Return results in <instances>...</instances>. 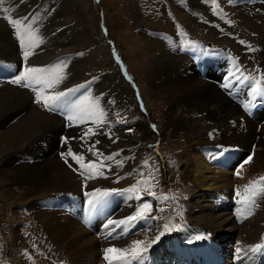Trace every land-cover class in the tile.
I'll return each mask as SVG.
<instances>
[{"label":"rangeland","instance_id":"rangeland-1","mask_svg":"<svg viewBox=\"0 0 264 264\" xmlns=\"http://www.w3.org/2000/svg\"><path fill=\"white\" fill-rule=\"evenodd\" d=\"M39 1L42 0H4V2L0 4V23L2 24H0V28H4L6 32L8 31V37L13 44L11 33L6 27L5 22L7 21L11 26L12 32L19 45V38L15 35L16 29L9 22L8 18L14 19L15 16H19L15 14L27 12L31 10V7L41 5L46 0L40 3ZM58 1L51 6L52 12L56 11L57 16H46L40 21L38 26L33 24L37 14L34 16L32 15V17H29V14H24L25 17L15 18L18 20L22 19L21 21L30 25L31 30L36 33L40 41L37 47L29 49L33 52V55H31L27 61L23 58V62L28 64L29 67H37L39 64L51 60L59 54L66 53L62 59L54 61L47 68L52 75H59L62 79L52 88H49V90L47 87H44V90L51 94L56 89V91H58L72 83L80 82L88 77L98 76L101 80L96 85V92H105V95L108 97L106 98L104 95L105 99L113 102L116 99L118 103L116 105L108 103L103 104V100L101 99L102 96L100 97L102 106L107 110L109 109L108 114H117L118 117L120 113L124 120H127V118L130 120L132 119L134 123H129L130 126L124 128L123 126L128 125V123L122 124L123 126L121 128L124 129L123 131H119L121 128L114 130V126L109 125L108 131L112 135L111 138L114 137L116 131L120 135L117 139L113 138V140H110L107 136V138L104 139L99 128L95 129V135H90L86 139H81V136H78L79 130L68 132L69 135H74L81 141L71 140L70 143L73 144L72 146L76 147L74 151L84 157V162L86 164L89 161H93L98 165L101 163L103 165L98 169L103 172V175H94V178L86 179V183L82 182L81 184L80 178L75 176V173H72L73 170L70 167L72 171L67 168L69 164H63L55 153L58 152L60 134L67 131L62 128L59 118L49 115L44 111L42 108L45 110L47 109L44 107L43 102L35 105L37 104L34 102V99L36 100V92L30 87H24L23 82L21 84H16L13 82L14 79H0V119H4L3 115L5 113H7L5 116L10 117L11 112H14V106L7 108L6 103L13 101L18 96L17 93H22V95L28 99L27 104L29 106V108L26 109L29 111V113H27L28 115L24 114L21 117L15 115V117L12 118L14 120L10 121L9 124L4 127L0 126V154L2 153V148L3 150H11L8 152L14 153V156L19 154L16 156L18 159H15L17 160L14 164L16 166L35 163L33 165L45 167L44 165L52 164L55 166L56 163H59V169L63 171L61 176L60 173H53L54 170H49V178L52 181L47 183L48 188L46 189H39L37 188L38 186L32 187L27 183L22 184L23 182L21 183L19 181L11 183L10 178L3 173L5 161L0 155V264H109L108 261L106 263L104 260L105 249L111 248V243L115 242V240L109 239L106 241L101 236L105 238L106 236H104L103 233H106L113 227H111V229L109 228V230L106 228L104 232L103 230L96 231L97 234L94 231L101 220H103L105 224L108 223L106 220L108 215L104 214L100 218V221L98 220L96 222L95 229H91L90 231L88 227H86L85 221L83 222L85 226L81 222L80 215L78 216L79 209L75 211V213H77L76 217L73 215L74 212L67 210L70 205L66 195L72 193L73 195L80 196L82 195L84 187H93L94 193L96 189L103 190L107 188L120 190L125 188L124 180L126 179H130L136 184L137 181L140 180L149 181L148 177L151 178V182L160 180V185L156 186L157 191L154 187L153 190L160 194L162 202L159 205V209L156 208V210H153L151 208L150 211H148L149 214H147L148 218L144 221L141 220V223L143 221L141 225L146 226L140 231H135L136 234L130 235L127 240L118 241V249H130L134 241L132 239L136 236V240L144 241L143 247L149 244L152 246L153 244L151 242L155 240L157 236H160V239L156 241L158 245L148 247L147 251L143 253V264H169L170 262H177V264H194V260L191 258L193 251L191 252L190 260H187V257L185 255L182 256V253H179L177 250L176 246L181 244L179 239L185 237L183 240L188 244V247H195L197 243L202 244L212 238V247L219 251L221 255H218L217 251H215V253H212L215 259L213 257L206 258L200 253L201 250H197L198 254L196 257H200L201 261L196 264H259V262L264 264L262 262V259H264V250L257 252L250 251V249L257 244L264 245V197L256 198V203L251 205L252 215L250 216L245 215L244 218L238 219L232 209H235V206L233 207L234 204L232 205L234 196L236 195L235 190L239 188L241 194H244L243 186L247 185L249 181H252H241L237 179L238 176L236 173L238 169L241 170V165H245V161L248 159L246 158L247 156H252L253 158L255 149L250 148L252 150H249L247 147H244L243 144H240L241 148L230 147V150H228L229 147H221L226 150L219 149V145L217 144L223 136L220 125H223L227 118L226 120L223 118L214 120L203 113L199 108L200 105L205 106V104L202 103L204 101L202 97H200L201 101L199 102L196 100L192 102L187 101L185 104L174 102V104H172L174 116L179 118L180 122L178 121L173 126L168 125V118L165 115L167 107L169 106L167 98L173 97L179 100L184 96H181L179 91L170 93L169 89H167V91L165 87L154 86V84L161 79L163 80L162 82H158L159 85L167 82V80L162 76L157 79L154 74H152L155 67L159 66V69L160 67L163 68L165 62L164 59H162L163 55L168 61L176 63L175 72L177 75L181 76V74L184 73H191V75L195 74V76L199 75L200 78L207 79L209 83L216 85L224 96L227 97L228 89H226L224 85H226L228 81L225 80L222 86H220V83L214 82L215 76L219 75L218 77H220V74L225 70L224 63L221 62V67L216 66L210 68V66H206L207 72L199 74L196 65L194 67L190 64V60L192 61L193 56L190 54L188 55L186 50L183 49L186 47L194 48L193 46H196L197 43L204 41L205 44L209 42L213 47H217V49H222L223 46L226 52L234 53L237 58L244 63L246 71L249 72L251 81L247 83V85L261 88V86L264 85V74L259 71L260 67L264 68V8L260 9L255 6L264 4V0L258 1V4L255 3V5L249 9L235 6L233 0H212V3L209 2L210 0ZM234 1L238 3L236 5H239L240 0ZM41 7L44 6L41 5L38 10H40ZM4 9H8V11L5 12ZM216 9L218 14L216 13ZM47 18H50L51 21H47ZM102 21L105 22L107 29L104 30V32H108L109 30L110 33H108L109 35L107 38H105L100 31ZM76 28L78 31H76ZM75 32H77V34ZM145 32L148 33V35H153L155 38L148 37ZM73 33H75V35ZM182 33L195 35L196 39H192L191 36H185ZM0 38L2 41L7 40V38L4 40L1 32ZM109 38L110 40H114L115 44L117 43L119 45L118 47L123 54V58L129 62V67L136 72L138 76L136 78L140 85V90L144 95V100L149 107L151 118H147V115L139 110L137 106L138 102L135 101L132 90L129 89L126 82L123 80L117 65H113ZM241 41H244V43H241ZM194 42L195 45H192ZM105 45L110 53H105L103 55L102 47H105ZM15 48L16 54L14 55L18 57L17 60H11L12 55L10 52H7L8 54L5 53V56L3 55L4 52L1 53L0 56H2L3 59H0L4 62L11 63V66L17 67L16 69H18V66H20V59L17 47L15 46ZM18 50L23 56V47L19 46ZM79 53H81V58H74L76 60H73V62L67 66V60L65 59L67 57H76ZM210 57L209 55L204 58L205 65ZM202 59L203 57L199 56L198 63ZM212 59L219 62L218 58L213 57ZM62 61L64 63H62ZM58 68L60 69L59 72H57ZM177 80H179V78ZM257 81H259V84L256 83ZM3 82L5 84H3ZM94 84L91 87V91H93ZM26 88L30 90L32 94L26 91ZM210 92L213 93L212 91ZM114 94L117 95L115 98L113 97ZM8 98L11 100H8ZM229 100L232 102L234 109L236 106H239L243 113L248 114L246 115L251 120L249 123L252 125L259 123V130L261 129L262 123L264 124V119L262 121L259 120L263 118L264 104L259 111L257 109L255 110L252 105L245 110L239 105L241 104L239 101L235 103L232 101L234 100L233 98ZM222 109V111L219 110V113L222 114L224 112L227 117L229 116L230 119L228 118V121L230 122L233 112L231 106L224 105ZM151 119H154L155 122L157 121L156 123L159 124L161 134H163L159 139L161 141L163 140L160 154L148 143L155 141L157 136V134L149 128L150 125L148 124L152 121ZM43 125L53 126V128L48 127V131L44 132V134L41 133ZM245 125L238 127L243 128ZM56 127L58 128L56 129ZM176 127L180 130H176ZM50 129H52L51 131L53 132L49 133ZM38 130L39 132H36ZM250 131L255 132V127L253 126ZM210 133L211 136L209 135ZM201 138H206L209 139L210 142L216 143L214 147L217 148L209 158L210 162L215 166L218 165L217 160L222 158L227 159V152L230 154L234 152V154H236L234 157V164H228L226 166V169L232 173L230 178L232 181L229 179V187L216 186L217 188L212 190L205 187L199 188L197 185L195 186L192 178L182 175L184 162L188 163L189 159L192 158L195 147ZM97 141H99L100 144L96 143ZM258 143H260V141H257V143L255 142L256 148L261 146V144ZM69 144L65 142L61 148H67L70 146ZM144 144H146V146ZM91 145H95V150H98L102 155L97 156L94 155L93 152H90L88 149ZM122 147H127V154L132 159L123 160V150L120 155L111 160L104 159V157H108L106 154H111L109 151L118 150ZM27 148H29L30 152L34 151L29 154L30 157L27 158L24 156L22 158L20 153H23ZM209 149L213 148H209L208 145L204 148L205 151ZM239 151L244 152V154H239ZM220 152H223V155H220ZM58 155L62 158L60 154ZM51 157L53 160H51ZM65 157L70 162H75L72 156ZM136 157L138 160L140 159L141 166H138L139 169H136L138 167L134 169L137 171L141 170V174L132 173L127 176V174L131 172L133 165H135L134 162ZM63 160L65 159L62 158V161ZM117 161H123V164H118ZM145 161L147 163H145ZM257 166L258 164H254V167ZM213 167L214 166H212V168ZM12 170H14V166L8 168L7 171L10 173ZM255 172L264 177V168ZM207 176H211V171H208ZM253 180H255V178ZM65 182L67 184L70 183L71 186H69L68 190L60 193L62 189L65 190L66 188L64 186ZM99 186L103 187V189L99 188ZM147 186L150 187L145 190H152L149 181L147 185H139L138 191ZM170 186H172L173 189H168L171 188ZM234 186H237V188L235 189ZM220 189L222 190L221 192H219ZM178 192H180V195ZM128 194L132 196V199H127L126 201L121 200L123 202L120 204V200H115L110 207L111 212H113V210L118 212L115 216L116 219L113 220H121L123 217L119 214L125 213L133 206L136 200L135 195L133 193ZM200 194L202 196L204 195L203 198H198ZM163 197H167V199H163ZM46 199H50L52 202L48 200L45 201L47 203L44 208V200ZM217 200L219 201L217 202ZM150 203H152L153 206L156 205L152 199H150ZM34 204H38L40 207L46 209L48 213L52 212L49 214L52 215L50 218H64L65 222H63L61 218L53 221L57 227L59 226L58 223L65 224L70 220L72 221L73 216L77 218L82 227L77 228L80 227V225L78 223L76 224V220L74 219L73 223H75V225L71 227V230H60L59 233H57L59 234L58 236H60V240H53V242L48 238L49 235L47 229L43 227V222L35 217V213L37 212L34 208ZM49 204H53V207ZM96 204H98V201H93V205ZM239 204V207L236 209L243 212V215L245 213L247 214L246 211L249 205L243 203ZM72 209H74V207L71 206L70 210ZM203 212L208 213L210 216H217L216 218L219 220L230 217L232 229H219L217 231L216 229L220 226L219 224L216 228H213L208 225L206 221L198 219L199 215ZM97 214L101 215L99 212H97ZM154 220L156 224L153 223ZM173 221L178 224L173 225ZM188 221H190V223H187ZM105 224L101 226L104 227ZM165 224H168L171 229L170 231H165V229H163ZM186 224L189 225L188 229L185 231L177 230L173 233L174 227L175 229H182L186 227ZM101 226L98 227V229L101 228ZM82 228L85 232L81 233V240L77 242L70 241L68 244L64 241V239L66 238L67 240L69 236H76V232ZM232 230L233 232L231 233L230 231ZM162 232L163 235H160ZM118 233L121 234L120 231H118ZM216 233H218L219 236L221 234V236H216ZM224 235H226V238H223ZM165 236L167 237L165 238ZM242 236L245 238L253 237L254 241L248 244L243 243L247 241H243L244 239ZM92 237H94L95 241ZM197 237L202 238L197 239ZM215 239L218 242H222L224 246H213ZM171 248H174V252L171 251ZM220 248L224 251L223 254ZM237 248H240L241 252L237 253ZM189 253L190 251L187 252V254ZM174 254L175 258H173ZM129 260L130 264H137V261L132 260L130 257ZM209 261H211V263ZM113 264H120V262L114 261Z\"/></svg>","mask_w":264,"mask_h":264},{"label":"bare ground","instance_id":"bare-ground-1","mask_svg":"<svg viewBox=\"0 0 264 264\" xmlns=\"http://www.w3.org/2000/svg\"><path fill=\"white\" fill-rule=\"evenodd\" d=\"M45 0H42V1H39L40 2H43ZM58 1V0H46L45 2H43L41 5H44V8L41 10V12H39L35 18H34V25L35 26H38L40 21L42 19H44L46 16L47 17H52V16H57V12L54 11L52 12V8L51 6L53 4H55V2ZM61 2H63V0H60ZM59 2V1H58ZM210 3H212V0L209 1ZM255 3H257L255 0H240V3L239 5H236L238 3L235 4V6H240L242 8H245V9H249L251 8L252 6L255 5ZM196 4V3H195ZM258 4V3H257ZM260 4V3H259ZM41 5H37L35 6L33 9H34V12H37L39 11L38 7L41 6ZM199 5V4H198ZM61 6V4H60ZM233 6V7H235ZM256 8H264V4L262 5H257L255 6ZM258 9V10H260ZM32 10V9H31ZM31 10H28V11H31ZM27 11V12H28ZM27 12H23V13H17L15 15H19V16H15L14 19L17 17V18H20V17H23V15ZM260 14V13H259ZM2 20H5L4 18H1ZM13 19V20H14ZM15 20H18V19H15ZM19 20H22V19H19ZM50 18H47V21H49ZM65 20V19H64ZM51 21V20H50ZM6 23V27L8 28V30L10 31L11 33V38L15 44V46L17 47V51H18V55H19V59H20V63H21V60H23L22 58V55L21 53L19 52L18 48H19V45H18V42L12 32V29H11V26L7 23V21L5 22ZM1 24V23H0ZM2 25V24H1ZM0 25V27H1ZM75 25V24H74ZM100 27V25H99ZM3 28V27H2ZM74 28V26H73ZM77 29V28H76ZM105 29L103 28H100V31L102 33V35L107 38L108 35L110 34L109 33V30L108 32H104ZM146 30V29H145ZM148 31H151L150 29H147ZM259 30V29H258ZM78 31V29L76 30ZM0 32L2 34V37H4V40L7 38L6 41H2L0 40V55L1 53L4 52V56H5V53L7 52H10L11 53V60H17L18 57H16L14 54L15 51H16V48L14 46V44L11 42V40L9 39L8 37V31L6 32L5 29H1L0 28ZM77 34V32H75ZM75 33H73L75 35ZM109 33V34H108ZM145 34L148 36V37H151V38H155L153 35H148V33L145 32ZM10 35V34H9ZM1 39V38H0ZM106 47V45H105ZM102 47V54L104 55L105 53H110L109 50H107V47ZM111 47V46H110ZM100 51V50H99ZM69 53V52H67ZM100 53V52H99ZM8 54V53H7ZM62 54H65V53H62ZM62 54H59V55H62ZM98 54V53H97ZM184 54V53H183ZM58 56V55H57ZM99 56V55H98ZM56 57V56H55ZM55 57H53L52 59H54ZM188 57V56H187ZM0 58H2V56H0ZM10 58V57H9ZM8 58V59H9ZM74 58H78L80 59L81 58V53L78 54V56L76 57H73V58H66L65 60L66 63H67V66H69L73 60H76ZM189 58V57H188ZM213 57L211 56L210 59L206 62V66H210V68H213V67H216V66H220L221 64V60H220V57H218V60H215V59H212ZM216 58V57H215ZM3 59V58H2ZM113 59V57H112ZM162 59H164V64H163V68L160 67L159 69V66L157 67H153V71H152V74H154L155 78L159 79L158 77L162 76L165 80H167V82L163 83V84H160L158 82H162L163 79H161L160 81L156 82V84H154V86H162V87H165L166 90L169 89V92L170 93H174L175 91H179L181 93V96H184V97H181L179 100L178 99H175L173 97H168L167 101L169 102V106L167 107V111L165 112V115L167 116V124L168 125H171L173 126L174 124H176L178 121L180 122L179 118H177L176 116H174V109L172 108V104H174V102L176 103H182V104H185L187 103V101L189 102H192L194 100H196L197 102L201 101L200 97H202L204 99V101L202 103L205 104V106H199V108L203 111V113H205L207 116H210L212 119L214 120H219L220 118H223L226 120V122L222 125H220V127L222 128V137L221 139L218 141V148L219 149H224L226 150L225 148H221V147H229L228 150H230V147H240L241 148V145L240 144H243L244 147H247L249 150H252L250 148H253L255 149V152H254V155H253V158L251 159V161L249 163H245V165L240 169H238V171L240 172V175L237 177V179L241 180V181H245V180H253L255 178V180L257 178H260L262 176H260L259 173H256L255 171H260L261 169L264 168V124L262 123V126H261V129L259 130V123H256L255 125H252L251 123H249L251 120L250 118L247 117V113H243L240 109L239 106H236V108L234 109V106L232 104V102H230L229 98L227 95V97L224 96V94L219 90V88L212 84V83H209L207 79H202L200 78V76L196 75H191V73H184V74H181V76L177 75L176 72H175V66H176V63L174 62H171V61H168V59L164 58L163 55H162ZM35 61V60H34ZM64 61V60H63ZM62 61V63H64ZM32 63V62H31ZM35 63V62H34ZM11 64V63H9ZM190 64L194 66L193 62L190 60ZM113 65H114V60H113ZM117 65V64H116ZM115 65V66H116ZM174 66V67H173ZM14 67V66H13ZM118 67V65H117ZM195 67V66H194ZM221 67V66H220ZM20 68V66H19ZM186 70V69H185ZM221 70V69H219ZM14 71H16V67H14ZM18 72H19V69H18ZM103 72H106V71H103ZM181 72V71H180ZM200 73V71H197ZM207 72V69L205 67V71L202 72L203 73H206ZM180 74V73H179ZM197 74V73H196ZM86 75V74H85ZM123 77V76H122ZM179 78V80H177ZM263 79V78H262ZM101 78L96 76V82L93 86V91H94V94L93 96H97L99 93L96 92V85L100 82ZM124 80V78H123ZM125 81V80H124ZM126 82V81H125ZM222 82V80H221ZM3 84H5L3 82ZM127 86L129 87L130 90H132V94L134 95V91L133 89L129 86L128 82H126ZM174 88H172V87ZM155 88V87H154ZM237 88V87H235ZM49 90V88H48ZM57 90V89H56ZM115 90V89H114ZM26 91H28L30 94H32V92L30 90H28L26 88ZM116 91V90H115ZM157 91V90H156ZM168 91V90H167ZM210 91H212L213 93H211ZM48 92V91H46ZM97 93V94H96ZM122 94V93H121ZM141 94L142 96L143 93L141 91ZM16 95V94H15ZM17 97L13 100V101H9L6 103V106L7 108L10 107V106H14V112H11V115L10 117L9 116H5V113L3 115L4 119L1 118L0 119V126H6L7 124L10 123V121L14 120L12 118L15 117V115H18V117H21L23 116L24 114H27L29 113L28 109L29 106H28V99L25 98L22 93L21 94H18L17 93ZM105 95V94H104ZM104 95L101 97L99 96V99H98V107H100L101 109L103 110H106V113L104 114V123L103 124H96L95 126V129L99 128L100 130V133L102 134V136H104L103 138L106 139L107 137L110 138V140H113L114 139H117L118 136H120L117 131L114 133V137L111 138L109 136V133L106 131V129H108V124L106 123L108 119H111L112 121H114V119L116 120H119L121 118L120 114L118 115L117 117V114H113V115H110L108 114V110L102 106L101 102H100V97L101 99L103 100V104L104 103H108V104H112V105H116L118 104L117 103V100L115 99L114 102L113 101H109L108 99H105L104 98ZM235 95L238 96V97H241V94H238L237 92H235ZM115 96H117L116 94H114V98ZM172 96V95H171ZM106 98H108L106 95H105ZM112 97V98H113ZM119 97V96H118ZM95 100L97 99V97H94ZM31 99V98H30ZM135 99V97H134ZM8 100H11L8 98ZM32 100V99H31ZM166 100V99H165ZM136 101V99H135ZM233 101V100H232ZM33 102V100H32ZM34 102H36V100L34 99ZM255 102V101H254ZM227 103V104H226ZM137 104V102H136ZM162 104V103H161ZM35 105H38L35 104ZM224 105H229V107L231 106L233 112L231 114V120L230 122L228 121V118L229 116L227 117L224 112L222 114L219 113V110H223L222 107ZM32 106V105H31ZM108 106V105H107ZM138 106V104H137ZM177 106V105H176ZM190 106V105H189ZM263 105H260L259 107H253L255 110L257 109L258 111L260 110V108L262 107ZM3 108V107H2ZM11 109V108H10ZM9 109V110H10ZM44 111H46L49 115H52V116H55L57 118H59V121L61 122L62 124V128L64 129V124L63 122L61 121V118L56 115V114H53L52 112H49L47 110H45L44 108H42ZM248 113H250L249 111H247ZM263 112H264V107H263ZM22 114V115H21ZM31 114V113H30ZM29 114V115H30ZM247 114V115H246ZM0 115H1V110H0ZM28 115V114H27ZM255 115H256V112H255ZM28 118V117H26ZM230 119V118H229ZM264 119V113H263V118L260 119L259 121H262ZM21 120V119H20ZM125 121L124 118L122 117V120L121 122ZM126 123H128V125H125L123 126L126 127V126H130L129 123H134V121L131 119H128L127 118V121ZM148 123V122H147ZM181 123H182V120H181ZM246 123H249V124H246ZM184 124V123H183ZM246 124V125H245ZM110 125V124H109ZM150 125V130H152L154 133L158 135H163L161 134V130L159 128V125H158V131L159 132H156V129L152 123V121L148 124ZM180 125V124H179ZM242 125H245L243 128L241 127H238V126H242ZM9 126V125H8ZM80 126V125H79ZM219 126V125H218ZM253 126L255 127V132L254 131H250L251 128H253ZM48 127H52L53 126H46V125H43L42 128H41V133H44L46 131H48ZM180 127V126H179ZM1 128V127H0ZM58 127H56L57 129ZM106 128V129H105ZM231 128H234V129H231ZM21 129V128H20ZM52 129H50V132H53L51 131ZM79 128H69L67 129V132H72V131H78ZM124 129H120L119 131H123ZM145 130V129H144ZM176 130H180L178 127H176ZM221 130V129H220ZM21 131V130H20ZM25 132V131H24ZM36 132H39L36 131ZM55 132V131H54ZM95 132V131H94ZM80 132L79 130V134L78 136H82V133ZM149 133V132H148ZM147 133V134H148ZM45 134V133H44ZM69 135V134H68ZM117 135V136H116ZM35 136V135H34ZM107 136V137H106ZM116 136V137H115ZM157 136H156V139H157ZM22 137V136H21ZM15 138V137H14ZM18 138V137H17ZM42 138V137H41ZM88 137H85L84 139H86ZM120 138V137H119ZM19 139V138H18ZM21 139V138H20ZM69 141H66L68 142V144L71 142V140L75 141L77 140L78 142H81L76 136L74 135H69ZM124 139V138H123ZM15 140V139H14ZM26 140V139H25ZM49 140V139H48ZM119 140V139H118ZM140 141V140H139ZM163 141V140H162ZM257 141H260V143L258 144H261V146L259 148H256L255 147V142L257 143ZM59 142V141H58ZM160 142H157L156 143V146L159 145ZM52 144V143H50ZM100 144V143H99ZM105 144V143H104ZM214 144L216 143H213V142H210L209 139H206V138H201L199 139V143L196 145L195 147V150H194V153L192 154V158L189 159V162H184V166L182 168V175L186 176V177H190L193 179V182L195 183V186L197 185L199 188H208V189H216L218 187H229V181L231 180V174L227 169H226V166L228 164L232 165L234 164L235 162V159L234 157L236 156V154H234V152H232L231 154L229 152H227V155H226V158H222V159H219L217 160L218 162V165H213L212 162H210L209 158L213 155V151L216 150L217 147H214ZM38 145V144H37ZM40 145V144H39ZM43 145V144H42ZM70 145V144H69ZM208 145L209 148H213V149H209L208 151H205L204 148ZM141 146V145H140ZM61 147V146H60ZM73 147V146H72ZM11 148V147H10ZM41 148V147H40ZM45 148V147H43ZM107 148V147H106ZM127 147H122L121 149L123 150V155H122V159L123 160H129V157L128 156V149H126ZM24 149V147H23ZM22 149V151H23ZM32 149V148H31ZM47 149V148H46ZM118 149V148H117ZM161 149V147H160ZM125 150V151H124ZM157 151L159 150L156 149ZM8 151H11L9 149H4L2 148V153L0 154L2 156V158L4 159L5 161V166H4V170H3V173H5L11 180V183H15V181H19V182H23L22 184L24 183H27L29 186L31 185L32 187H37V188H42V189H46L48 188V182L52 181L50 180L49 176H50V171L49 170H54L53 173H60L61 176H62V173L63 171H61L59 169V163H56L55 166H53L52 164L50 165H44L45 167L43 166H38V165H33L35 163H32V164H21L19 166H16L14 165L17 160H15L16 158L18 159V157L14 156L13 154L14 153H11V152H8ZM32 151V150H31ZM34 151V150H33ZM32 151V152H33ZM30 152L29 148H27L23 153H20V156L23 158L24 156L25 157H30L29 154L32 153ZM37 152V150H36ZM39 152V151H38ZM56 155L58 156V158L61 159V162L63 164H65L63 161H62V158L58 155V152H55ZM239 154L243 155L244 152L242 151H239L238 152ZM135 154V153H133ZM47 156L49 157V154L47 153ZM125 157V158H124ZM220 158V157H219ZM248 158V156L246 157ZM47 159V158H46ZM132 159V158H131ZM51 160H53V158L51 157ZM37 162V161H36ZM135 165H138V158L136 157L135 159ZM19 164V163H18ZM254 164H258L257 167H254ZM9 165V166H8ZM14 166V170L10 171V173L7 171L8 168H12ZM66 166V165H65ZM212 166H214L212 168ZM67 167V166H66ZM68 169H70L69 167H67ZM71 170V169H70ZM72 171V170H71ZM208 171H211V176H207V173ZM72 173H74L72 171ZM52 175V174H51ZM75 176H77L78 178H80L77 174H75ZM60 179V178H59ZM230 179V180H229ZM81 180V184H82V179L80 178ZM232 181V180H231ZM69 182V181H68ZM231 183V182H230ZM19 185H21L20 183H18ZM56 184V183H55ZM81 184H80V188H81ZM57 185V184H56ZM64 186L66 187L65 190H63L62 188V191H60V193L66 191L69 189V184H67L66 182L64 183ZM79 188V189H80ZM204 188V189H205ZM234 188L236 189L237 186H234ZM58 191V190H57ZM103 191V190H102ZM222 190L220 189L219 192H221ZM59 193V192H58ZM72 194V193H70ZM70 194H67L66 195V198L67 200L69 201V211L71 212H74L73 215H75V217L77 216V213H75V211H77V209H79V213H78V216L80 215V220L81 222L83 223L85 221V225L86 227H88V229L91 231V228L89 227H95L96 225V222L99 220L100 221V218L104 215V214H107L108 218H110L111 220L113 219H116V214L112 215L111 217L109 216L110 213V207L112 206V204L114 203L115 200H124L123 197L121 198H118L116 199L115 198V195L112 193L108 196H97L93 193V195L91 196V201H94V200H98V204L92 206V204L88 203L89 205V215H88V219H84V208H85V203H84V199L82 197V195L80 196H76V195H73L74 197L73 198H69V195ZM204 196V195H203ZM203 196L200 194L198 195V198L201 197L203 198ZM51 198H54V197H51ZM60 198V197H59ZM57 199V198H56ZM51 201L50 199H46L44 200L45 201ZM58 200V199H57ZM90 201V199H89ZM219 200H217L218 202ZM38 202V201H37ZM52 202V201H51ZM226 202V201H225ZM33 203V202H32ZM47 202H45L44 204V208H45V205H46ZM264 203V201H263ZM34 208L36 209V212L35 213V217L36 218H39L41 222H43V227L45 229H47V233H48V238H50L52 241L53 240H56V241H59V237L58 236L59 234V231L60 230H71V227L73 225H75V223L79 224L77 218H75L73 216V220L71 221H68L67 223L65 224H59V226L57 227V225H55L53 223L54 220H59L60 218L62 219L63 222H65V219L60 217V218H50V216L52 215H49L50 213H48V211L42 207H40L38 204H34ZM50 206H52L53 204H49ZM48 206V205H47ZM71 206L74 207V209L70 210L71 209ZM199 206V205H198ZM262 206V205H261ZM53 207V206H52ZM31 208V207H30ZM55 208V207H54ZM201 208V207H199ZM54 210V209H53ZM237 210V209H236ZM34 211V210H33ZM207 211V210H206ZM210 211V210H209ZM97 212L101 213V215H98ZM211 212V211H210ZM234 212V211H233ZM57 214V213H55ZM227 214V213H226ZM39 215V216H38ZM223 215V214H222ZM229 216V215H228ZM258 216V215H257ZM69 217V216H68ZM217 217V216H216ZM215 216H210L208 213L206 212H203L199 215L198 219H201V220H204L208 223V225H210L211 227L213 228H216L217 225L219 224L220 226L218 227V229H216L217 231L219 229L221 230H227V229H232V225H231V219L230 217H225L223 218L222 220H219L217 219ZM256 217V216H255ZM53 219V220H52ZM74 219L76 220L75 223H73ZM108 219V220H110ZM118 221V220H117ZM144 221V220H143ZM142 221V222H143ZM256 221V220H255ZM59 222V221H57ZM252 223V221H251ZM102 224H105V222H103V220L100 221V223L98 224V226L96 227V229L94 230L95 233L97 234L96 230H98V227H100ZM80 225V224H79ZM84 225V223H83ZM84 225V226H85ZM255 225V224H254ZM62 226H63V229H62ZM77 227V226H75ZM82 226L80 225V227H77V228H81ZM114 227V226H113ZM123 227V226H122ZM255 228V227H254ZM74 230V229H73ZM82 230V232H81ZM81 230L77 231L76 232V236H69L67 237V240L66 238L64 239V241L68 244L70 241H79L81 240V237H82V234L84 231V229L82 228ZM93 230V229H92ZM102 230V229H101ZM229 232V231H228ZM231 233L233 232L230 231ZM129 233V232H128ZM89 234V233H88ZM108 235H104V236H110L112 235V232H109L107 233ZM114 234V233H113ZM223 235V234H222ZM123 236H126V235H123ZM216 236H219L218 233H216ZM221 236V234H220ZM219 236V237H220ZM177 237V236H176ZM93 240L95 241L94 237H92ZM178 238V237H177ZM223 238H226V235L223 236ZM242 238L244 239L243 241H247V242H243V243H249V242H253L254 241V238L253 237H248V238H245L242 236ZM252 240V241H251ZM54 242V241H53ZM229 242V240H228ZM240 242V241H239ZM65 243V244H66ZM251 244V243H250ZM249 244V245H250ZM220 245L221 247H223L224 245H222V242H218L214 241V244L213 246H218ZM77 246V245H76ZM248 246V245H247ZM217 248V247H216ZM220 250L222 251V254H223V250L220 248ZM217 251V250H216ZM220 251V252H221ZM219 252V251H218ZM218 255H221L220 253H218ZM176 254V253H175ZM175 254L173 256V258H175ZM186 258V257H185ZM215 259V258H214ZM220 260V258H219ZM206 261V260H205ZM213 261V260H212ZM221 261V260H220ZM181 262V261H180ZM211 263V261H209ZM262 262L264 263V259H262ZM204 264V263H203ZM259 264H261L259 262Z\"/></svg>","mask_w":264,"mask_h":264},{"label":"snow or ice","instance_id":"snow-or-ice-1","mask_svg":"<svg viewBox=\"0 0 264 264\" xmlns=\"http://www.w3.org/2000/svg\"><path fill=\"white\" fill-rule=\"evenodd\" d=\"M4 0H0V4H2ZM5 12L8 11V9H4ZM9 22L13 25V27L16 29L15 35L18 36L20 43L23 47V58L25 61L28 60V58L33 55V52L30 51L29 49L35 48L39 44V39L36 35L35 32L31 30V26L25 24L21 20H13L10 17L8 18ZM241 43H244V41H241ZM60 69H57V72H59ZM229 75H232L230 73ZM60 77L59 75H52L49 72V69L44 68V67H24L22 72L15 77L14 83L16 84H21L23 82L24 87H33L34 85H44L47 88H52L56 83L60 82ZM245 80L250 79V77H245ZM259 84V81L256 82ZM82 87V86H81ZM224 87H229V85H224ZM36 92V102L40 103L43 102L44 107L46 108H51V105L60 100L61 97L65 96L67 93L65 92H60L56 93L55 95H46L44 92V88L41 87L39 89L34 88L33 89ZM74 89H68V92H72ZM251 94L253 97L257 95L264 96V91H261L260 88L258 87H252L251 88ZM247 107V105H246ZM90 109L89 111L85 112L83 109L80 108H75L71 114L67 116V119L69 121H79L80 123L85 122V115L88 118H94L93 122L95 124H103L104 123V113L99 110L98 107V98L94 101L90 102ZM96 133L93 131L92 128L87 129L86 132L83 133L81 136V139H84L85 137H88L90 135H95ZM211 136V133L209 134ZM96 143H99L97 141ZM90 152H93L94 155L101 156L102 154L98 152V150H95V145H91L88 149ZM220 155H223V152L219 153ZM63 156H72V158L80 164V167L82 169L87 170L90 175L89 179L94 178V175H103V172L99 171L98 169L102 167L101 164H96L93 161H89L87 164L84 163V157L82 155L75 154L71 151L69 148L68 152L66 154L62 153ZM116 154L114 153L112 156L104 157V159L111 160L114 158ZM252 159V156H249L248 159L245 161V163H249ZM118 164H123V161H117ZM145 163H147L145 161ZM243 167V165H241ZM237 176L240 175V172L237 171L236 173ZM151 179V178H150ZM144 184L147 185L149 184V181L145 180H140L137 181L136 184L131 185L127 189H112V190H100L96 189L95 190V195L97 196H108L111 193L119 192L121 194L123 193H137L138 192V186ZM244 194L241 195L240 189L237 188L236 190V195L240 197V200L238 201L239 203H243L245 205H254L256 203V198L258 197H264V177H260L257 180H252L249 181L247 185H244ZM151 194V193H150ZM128 199H132V196H128ZM135 199L138 201H142L138 206L136 211L121 220H109L107 224L104 225L105 228H108L111 225H115L116 228L122 227V232L121 235L127 234L130 226L138 221V220H145L148 218L147 212L150 211L151 209V203L149 201H144L140 195H135ZM163 199H167V197H163ZM90 204L93 202L90 200ZM94 206V205H93ZM247 215H252V211L249 208ZM243 217V212L238 210V219H242ZM165 231H170L171 229L169 228L168 224L164 225ZM115 231V229H113ZM160 235H163V232L160 233ZM202 237H197V239H201ZM160 239V236H157L155 240H153L151 243L154 244L156 241ZM144 241L141 240H136L132 242V247L130 249H116V248H108L105 249V259L108 260L109 264H113L114 261H119L120 264H130L129 257L132 260H136L137 264H143V253L147 251V247H143ZM148 247H151V244L148 245ZM264 250V245L257 244L254 247L250 249L251 252H257V251H262ZM237 253L241 252L240 248L236 249ZM110 253H114L115 255L110 256Z\"/></svg>","mask_w":264,"mask_h":264}]
</instances>
